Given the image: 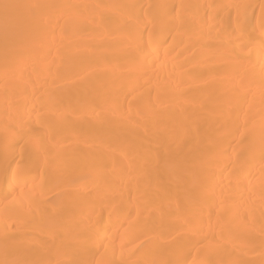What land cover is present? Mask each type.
Returning a JSON list of instances; mask_svg holds the SVG:
<instances>
[{
  "label": "bare ground",
  "instance_id": "obj_1",
  "mask_svg": "<svg viewBox=\"0 0 264 264\" xmlns=\"http://www.w3.org/2000/svg\"><path fill=\"white\" fill-rule=\"evenodd\" d=\"M0 264H264V0H0Z\"/></svg>",
  "mask_w": 264,
  "mask_h": 264
}]
</instances>
